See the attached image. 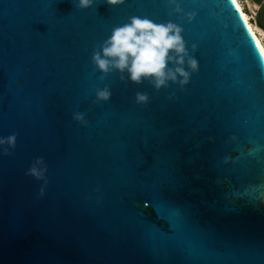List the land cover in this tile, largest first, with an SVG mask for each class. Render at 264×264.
Wrapping results in <instances>:
<instances>
[{"label": "water", "instance_id": "obj_1", "mask_svg": "<svg viewBox=\"0 0 264 264\" xmlns=\"http://www.w3.org/2000/svg\"><path fill=\"white\" fill-rule=\"evenodd\" d=\"M178 2L0 0V138L17 135L0 264H264V56L234 0ZM132 16L184 29L185 88L100 79L93 51ZM37 158L46 186L26 174Z\"/></svg>", "mask_w": 264, "mask_h": 264}, {"label": "clouds", "instance_id": "obj_2", "mask_svg": "<svg viewBox=\"0 0 264 264\" xmlns=\"http://www.w3.org/2000/svg\"><path fill=\"white\" fill-rule=\"evenodd\" d=\"M99 0H74L75 6L80 10L92 8ZM111 7L122 6L126 0H106ZM170 15H183L178 0H167ZM194 14H187L189 22ZM184 29L176 23H155L151 19L140 16L130 17L128 23L113 28L111 36L95 49L92 54V63L103 75L101 80L109 74L118 72L120 81L129 80L137 85L144 81L159 92L167 89L171 84L185 88L191 76L199 71V62L190 54L183 39ZM197 46H192V52ZM171 65V66H169ZM112 92L109 87L96 90L95 103L109 102ZM136 102L146 105L150 96L145 92L136 93ZM73 119L83 125L87 124L83 113H75ZM17 135L0 138V151L4 156H10L9 149H15ZM47 167L43 158H37L26 173L37 180H43L47 185ZM44 195V187L40 190Z\"/></svg>", "mask_w": 264, "mask_h": 264}, {"label": "bare ground", "instance_id": "obj_3", "mask_svg": "<svg viewBox=\"0 0 264 264\" xmlns=\"http://www.w3.org/2000/svg\"><path fill=\"white\" fill-rule=\"evenodd\" d=\"M252 1V8L253 10L255 11V13L257 14L259 9H260V6L254 1V0H251ZM238 10L241 12L243 18L245 19L249 29L251 30V33L253 34L263 56H264V44L261 40V38L259 37V34L257 33V31L255 30V27L253 25V23L251 22V18L248 16V14L244 11L242 5L240 4V2L238 0H234ZM251 3V2H250ZM255 14V15H256Z\"/></svg>", "mask_w": 264, "mask_h": 264}, {"label": "rangeland", "instance_id": "obj_4", "mask_svg": "<svg viewBox=\"0 0 264 264\" xmlns=\"http://www.w3.org/2000/svg\"><path fill=\"white\" fill-rule=\"evenodd\" d=\"M238 1L242 5L244 11L251 18V22L253 23L255 30L259 34V37L261 38V40L264 44V29L262 27H261L262 29L259 27V24H258L257 19H256L257 14L255 13V11L252 8V1L251 0H238Z\"/></svg>", "mask_w": 264, "mask_h": 264}, {"label": "trees", "instance_id": "obj_5", "mask_svg": "<svg viewBox=\"0 0 264 264\" xmlns=\"http://www.w3.org/2000/svg\"><path fill=\"white\" fill-rule=\"evenodd\" d=\"M259 27L261 28V26L259 25ZM262 29V28H261Z\"/></svg>", "mask_w": 264, "mask_h": 264}]
</instances>
